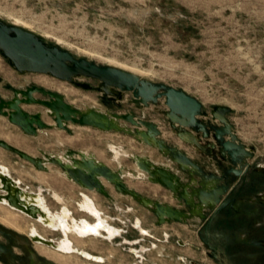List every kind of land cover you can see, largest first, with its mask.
<instances>
[{
  "label": "rangeland",
  "instance_id": "obj_1",
  "mask_svg": "<svg viewBox=\"0 0 264 264\" xmlns=\"http://www.w3.org/2000/svg\"><path fill=\"white\" fill-rule=\"evenodd\" d=\"M0 18L10 24L17 23L78 57L101 65L122 64L119 68L137 69L139 74H136L146 79L184 89L203 103L208 117L201 119L211 120L214 125L220 122L212 119L213 106L231 107L227 118L239 141L248 148H255L253 157L234 164L229 160V153L221 152L227 166L243 164L245 167L242 174L232 179V189L213 213L220 225L225 218H231L233 224L202 227L199 217L160 226L153 211L118 192L106 180L111 198L84 189L69 179L59 165L48 162L47 167L52 168L41 170L0 146V165H5L14 178L21 179L24 188L41 191L46 205L49 204L56 214L64 215L61 217L68 222L67 229L64 228L67 237L61 239L60 232L3 204L0 221L4 225L21 232L38 230L49 240L61 239L60 251L44 244L36 245L39 253L61 264H195L191 261L198 264H264V0H0ZM0 76L4 78L0 82V95L6 99L11 92L5 84L36 83L63 93L80 108L97 107L120 113L133 111L138 116L151 118L162 127L163 136L170 143L179 144L207 171L217 169L210 163L213 155L204 160L208 155L198 152L173 131L165 115L164 99L148 107H139L129 92L121 106L108 105L101 98L102 92L79 87L51 74H16L2 55ZM25 108L31 112L42 111L44 119L53 122L45 107L27 105ZM70 125L72 134L54 127L41 130L39 135H30L0 116V138L33 155L43 157L46 151L68 162H71L65 157L68 149L82 150L113 169H120L129 185L143 194L173 205L180 204L169 189L162 186L154 189L150 180L136 179L143 173L131 158L135 154L150 155L175 171L179 170L157 149L121 131ZM195 134L202 136V132ZM214 135L215 130L211 129L212 142L216 143L214 153H217L222 150ZM181 175L188 181L185 173ZM85 210L96 219L103 218L116 234L121 229L115 226L122 227V235L111 241L81 233L85 218H80L90 216ZM136 225L149 233H142ZM115 233H104V237L111 239ZM219 233H224L222 240H219ZM205 238L207 244L203 243ZM179 241L186 244L180 245ZM76 246L101 255L105 260L97 262L78 253H69Z\"/></svg>",
  "mask_w": 264,
  "mask_h": 264
},
{
  "label": "water",
  "instance_id": "obj_2",
  "mask_svg": "<svg viewBox=\"0 0 264 264\" xmlns=\"http://www.w3.org/2000/svg\"><path fill=\"white\" fill-rule=\"evenodd\" d=\"M0 51L11 66L21 73L51 74L85 89L92 88L91 84L76 81L77 77L85 76L97 79L100 81V85L96 89L102 92L103 99L105 101L112 100L117 106L122 105L126 92L133 94V101L139 107H148L152 103L157 104L161 99H164L167 106L165 115L168 117L173 131L197 150L205 155H212L213 150L201 143V140L202 137L211 136V129H214V138L220 143L221 152L229 153L234 163L237 161L242 163L247 157L254 156L255 148L246 147L239 141L233 130V125L227 118V114L231 111L229 106H213L212 119L220 122V125H214L211 120L201 119L208 117L203 103L184 89L151 81L117 66L101 65L86 57H78L68 49L47 42L41 35L22 26L10 24L1 18ZM3 80L4 78L0 76V82ZM5 88L12 90L14 96L6 99L0 95V116L6 117L27 134L37 135L41 130L54 127L64 129L72 134L71 123L91 126L103 131H121L135 137L146 146L157 149L161 155L176 164L179 168L178 171H175L170 165L156 163L148 155L135 154V157H131L143 173L141 178L136 179L148 178L169 189L174 193L175 199L184 201L189 206L188 211L167 201L143 194L129 185L120 169H113L94 155L89 156L82 150L68 149L65 152V157L71 160L68 162L57 157V154L46 151H43V157L33 155L0 138V146L30 161L38 169L47 170L48 162L59 165L68 178L81 187L97 191L111 198L112 195L105 183L107 180L118 192L131 196L153 211L158 217L157 224L160 226L171 222H187L195 217H199L201 220L206 219L210 211H215L222 204L225 196L231 190L229 182L220 184L218 181L223 179L221 176L207 171L180 145L170 143L165 139L161 126L154 120L138 116L133 111L120 113L97 107L80 108L68 101L63 93L36 83L27 88H17L14 84L7 83ZM37 94L47 96L49 99L39 98ZM27 105L45 107L53 122H47L42 111H29L25 108ZM122 122L130 124L133 128L123 125ZM195 132H202V136L196 135ZM227 135L229 138L225 139ZM212 145V147H216V143ZM244 171L243 164L234 169L236 174H242ZM181 173L189 176L188 181H184ZM195 181L199 185L194 186ZM30 197H39V192L24 188L12 175L2 171L0 165V202L6 203L34 219H39L40 215L47 217L46 211L41 209L35 201H29ZM0 233L9 236L17 234L13 228L5 226L2 222H0ZM32 238L40 242L45 240L47 245L55 247L54 244H50L54 240L42 239V237L33 234ZM1 249L2 244L0 243V252ZM182 259L185 260L184 257ZM191 262L198 264L195 261Z\"/></svg>",
  "mask_w": 264,
  "mask_h": 264
},
{
  "label": "flooded vegetation",
  "instance_id": "obj_3",
  "mask_svg": "<svg viewBox=\"0 0 264 264\" xmlns=\"http://www.w3.org/2000/svg\"><path fill=\"white\" fill-rule=\"evenodd\" d=\"M0 55L1 54V51H0ZM3 57V55H2ZM4 61L8 64L9 61L8 59H6L5 57H3ZM11 65V64H10ZM11 68L13 69V71L16 73V74H20V75H23V73H21L19 70H17L15 67L11 66ZM24 73H28V72H24ZM76 81H79V82H85V83H89L91 84L92 88H90L89 90H97L96 87H98L100 85V81L97 80V79H94V78H90V77H85V76H80V77H77L76 78ZM15 85V84H14ZM30 84H26V85H15L17 88H27ZM5 86V85H4ZM9 90V89H8ZM98 91V90H97ZM11 92V95L10 97H8L7 99L9 98H12L14 96V92L12 90H10ZM129 92H126L125 94H127ZM38 95H41L43 99H49V97L47 96H43L42 94H37ZM101 98L104 102L108 103V105H114V106H117L114 101L112 100H109V101H105L103 99V95L101 94ZM162 128V127H161ZM204 142V143H203ZM201 143L203 144H206V147H209L210 149L213 150L212 152V155L213 157L211 158L210 160V163L211 164H215V166H217V169L213 172L219 176H221L223 179L222 180H219L218 182L220 184H223V183H227L229 182L231 184V189H232V179L236 178L238 175L240 174H236L234 172V169L236 167L234 166H227L226 165V158H224V156L221 154V151L220 152H217V153H214L216 150V147H212L213 145V142H212V137L209 136V137H206V138H203L202 137V140H201ZM177 144V143H176ZM183 149V148H182ZM185 150V149H183ZM197 150V149H196ZM218 150V149H217ZM186 151V150H185ZM198 152L202 153L201 151L198 150ZM189 153V152H188ZM190 154V153H189ZM204 155V153H202ZM211 155V156H212ZM193 157V156H192ZM203 157V156H202ZM194 158V157H193ZM204 160L206 158H209V155L208 157H203ZM229 160L234 164V162L232 161V158L230 157ZM212 172V171H210ZM186 175V174H185ZM188 176V175H187ZM189 177V176H188ZM225 178H229L227 180H225ZM197 179L201 180L199 177H197ZM199 184L196 183V181L194 182V186H197ZM85 189V188H84ZM88 190V189H86ZM91 191V190H90ZM173 197H174V193H172ZM82 199V198H81ZM81 201V200H80ZM80 201H79V206H80ZM180 204L179 205H176L180 208H184L186 209L187 211L190 209L189 206H187L185 204L184 201H178ZM64 204V203H63ZM64 206V205H63ZM220 206V205H219ZM218 206V208H219ZM63 208V207H62ZM62 210V209H61ZM59 210V211H61ZM86 211V210H85ZM216 211V210H215ZM215 211H210V214L208 215V217L206 219H202V227H213V225L215 224H219V226H225V225H231L233 224V221L231 220V218H225L223 219V223L222 225H220L221 223L217 222L216 221V218L213 217V213ZM56 212V211H54ZM72 214L74 213V211H72ZM88 212V211H86ZM104 212V211H103ZM88 214L90 215L89 217H81L80 219L82 218H85V219H88L89 221H93L95 222L96 221V218L95 216H93L92 214H90L88 212ZM155 214V213H154ZM27 215V214H26ZM28 217H30L29 215H27ZM156 218H157V221H158V217L157 215L155 214ZM77 218V217H76ZM196 218V217H195ZM194 219V218H193ZM189 220H192V219H189ZM188 220V221H189ZM187 221V222H188ZM1 222V221H0ZM111 222V221H110ZM172 223V222H171ZM112 224V223H111ZM113 226H115L114 224H112ZM7 226V225H5ZM8 227V226H7ZM116 228L118 229H121V232L119 234H116L114 237H112L111 239L106 237V239H109L111 241H113L115 238L119 237L122 235L124 229L122 227H119V226H115ZM136 227H138L136 225ZM12 228V227H10ZM139 228V227H138ZM145 229V228H144ZM15 230V229H14ZM54 230V229H53ZM139 230L141 231V229L139 228ZM146 230V229H145ZM16 235H13V236H9L7 234H4V233H0V243L2 244V249H1V254H0V264H61L49 257H47L46 255H43L42 253H39L38 249L36 248V245L37 244H40L42 242L40 241H37V240H34L32 238V233L31 232H21V231H17ZM58 232H60V234L62 235L61 239L64 238V235L62 233V231L59 229V230H56ZM142 232V231H141ZM143 233V232H142ZM218 237H219V240H222L224 236V233H219L218 234ZM105 238V237H103ZM60 239V240H61ZM60 240L56 241L57 243L60 244ZM182 242V243H181ZM180 245H185L186 243L183 242V241H179L178 242ZM205 244H207V238H205V242H203ZM50 247V246H49ZM53 248V247H52ZM197 249H200L199 247H196ZM55 249V248H54ZM58 250V249H56ZM60 251V250H59ZM63 252V251H62ZM182 259V258H181ZM184 260V259H182Z\"/></svg>",
  "mask_w": 264,
  "mask_h": 264
},
{
  "label": "bare ground",
  "instance_id": "obj_4",
  "mask_svg": "<svg viewBox=\"0 0 264 264\" xmlns=\"http://www.w3.org/2000/svg\"><path fill=\"white\" fill-rule=\"evenodd\" d=\"M17 24V23H16ZM113 62V61H112ZM111 65H114V66H117V67H123V66H121V65H119V64H111ZM123 65H125V64H123ZM137 69H135V70H130V71H132V72H134V73H138L139 74V72H137L136 71ZM47 111V110H46ZM40 132V131H39ZM109 132V131H108ZM38 135H39V133H38ZM124 156V155H123ZM122 157V156H121ZM50 165V164H49ZM2 166V171H4L5 173H8V174H10V175H12L10 172H8L7 170H6V166L5 165H1ZM5 166V167H4ZM49 167V166H48ZM52 168V167H51ZM50 167H49V169H51ZM141 171V170H140ZM40 177V176H39ZM125 178V177H124ZM20 184H22V181H21V179H17V178H15ZM37 179H38V176H37ZM40 179V178H39ZM42 180V179H41ZM107 181V180H106ZM108 182V181H107ZM107 185V184H106ZM131 186V185H130ZM133 186V185H132ZM84 193V192H83ZM86 193V192H85ZM84 196V195H83ZM93 196V195H92ZM94 197V196H93ZM88 198V197H87ZM90 198H91V196H90ZM89 198V199H90ZM93 198H91V200H92ZM35 201L37 204H38V206H40L41 207V209H43L44 211H46V213H47V217H43L42 215H40L39 216V219H36V221L37 222H40V223H42L43 225H45V226H47V227H49V228H51V229H54V230H61L62 231V233H63V235L65 236V237H67V235H66V233H65V229H67V228H65V226L66 225H68L67 223V220H64L63 218V216L60 214V215H58V214H56V212H54L52 209H51V207L49 206V204L48 205H46V202H45V199H44V197H43V195H42V192L40 191L39 192V197H36V198H32V197H30L29 198V201ZM90 200V201H91ZM96 200V199H95ZM84 201V200H83ZM87 201V200H86ZM89 201V200H88ZM65 202H66V200H65ZM97 203V202H96ZM7 205L6 203H3V202H0V210L3 208V206L2 205ZM81 205H82V203H81ZM83 205H84V203H83ZM97 205V204H96ZM95 205V206H96ZM9 206V205H8ZM10 207V206H9ZM94 207V206H93ZM99 207V206H98ZM12 208V207H11ZM95 208V207H94ZM101 208V207H100ZM12 209H14V208H12ZM83 209V208H82ZM15 210H17V209H15ZM84 210V209H83ZM102 210V209H101ZM19 211V210H18ZM98 211H99V209H98ZM12 212H14V211H12ZM21 212V211H20ZM64 212V211H63ZM90 212V211H89ZM101 212V211H100ZM99 212V213H100ZM14 213H16L17 214V212H14ZM23 213V212H22ZM65 213V212H64ZM25 214V213H24ZM66 214V213H65ZM68 214V213H67ZM103 214V213H102ZM101 214V215H102ZM100 215V216H101ZM104 215V214H103ZM63 218H62V217ZM68 216V215H67ZM70 216V215H69ZM95 216V215H94ZM108 217V216H107ZM68 218H70V217H65V219H68ZM74 218V217H73ZM97 218V217H96ZM105 218V217H104ZM77 219V218H76ZM76 219H75V221H76ZM83 219V218H82ZM70 220V219H69ZM110 220V219H109ZM81 221V220H80ZM83 221V223H84V225L83 226H85L84 227V230H81V233H83V234H86V235H88V234H91V235H94V236H98V237H104L105 235H104V233H108V232H111V234H113V233H115V231L113 230V229H110V227H108L107 226V224L103 221V218H102V220L101 219H96V221H95V223L93 224V223H90V222H88V220L87 219H83L82 220ZM107 221V220H106ZM139 221V220H138ZM72 222V221H71ZM79 222V221H78ZM74 223H76V222H74ZM80 223H82V222H80ZM58 224H60V227L58 228L57 226H58ZM71 225L72 224H70L68 227H71ZM78 225V224H77ZM110 225V224H109ZM33 226V225H32ZM75 227H76V225H74ZM112 226V225H111ZM37 227V226H36ZM67 227V226H66ZM138 227H139V225H138ZM65 228V229H64ZM74 228V227H73ZM79 228H80V225H79ZM81 228H83L82 226H81ZM140 228V227H139ZM71 229V228H70ZM69 229V230H70ZM76 229V228H75ZM78 230V229H77ZM102 230V231H101ZM38 230H36V231H34V233H32L33 235H35V236H40V237H42V239H44V238H46L43 234H41V233H39V232H37ZM70 231H72V230H70ZM76 231V230H75ZM141 231L143 232V233H149V231L148 230H145V229H141ZM79 232V231H78ZM69 233V232H68ZM80 233V232H79ZM117 233V232H116ZM115 233V234H116ZM82 234V235H83ZM73 235V234H72ZM78 235V234H77ZM81 235V236H82ZM69 236H70V233H69ZM80 236V235H79ZM89 237V236H88ZM106 238V237H105ZM64 242V241H63ZM66 242V241H65ZM73 242V241H72ZM71 242V243H72ZM40 244H44V245H47V243L45 242V240H42V243H40ZM50 244H54L55 245V247H53V246H50V247H53V248H55V249H58V250H61V245L59 244V243H57L55 240L54 241H52ZM64 244H66V243H64ZM47 246H49V245H47ZM74 247H75V245H74ZM73 247V249H71V250H69V253H78V254H80L81 256H83L82 254H84L85 256H83V257H85L86 259H90V260H94V261H97V262H103L104 260H105V258L103 257V256H101V255H97V254H94V253H91V252H89V251H87V250H85V249H83V248H80V247H78V246H76V248H74ZM66 249H67V246H66ZM82 253V254H81ZM94 255H97V256H94Z\"/></svg>",
  "mask_w": 264,
  "mask_h": 264
},
{
  "label": "crops",
  "instance_id": "obj_5",
  "mask_svg": "<svg viewBox=\"0 0 264 264\" xmlns=\"http://www.w3.org/2000/svg\"><path fill=\"white\" fill-rule=\"evenodd\" d=\"M149 119H151V118H149ZM179 145V144H178ZM122 147V146H121ZM124 148V147H123ZM130 152V151H129ZM132 153V152H131ZM150 156V155H149ZM130 157V156H129ZM151 157V156H150ZM152 158V157H151ZM156 163H161L160 161H158V160H156V159H154V158H152ZM146 179H148V178H144V180H146ZM149 180V179H148ZM153 185H155L154 186V189H156L155 187H157V186H161L160 184H156V183H154V182H152V181H150ZM163 187V186H162ZM165 188V187H164ZM151 194V193H150ZM153 195V194H152ZM155 196V195H154Z\"/></svg>",
  "mask_w": 264,
  "mask_h": 264
}]
</instances>
